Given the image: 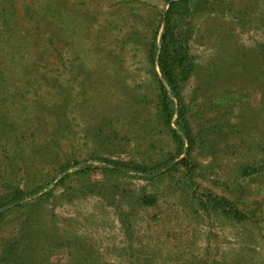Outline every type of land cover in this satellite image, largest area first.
Segmentation results:
<instances>
[{"label":"rangeland","instance_id":"374dc122","mask_svg":"<svg viewBox=\"0 0 264 264\" xmlns=\"http://www.w3.org/2000/svg\"><path fill=\"white\" fill-rule=\"evenodd\" d=\"M170 2L0 0V264H264V0L189 1L179 96L158 66Z\"/></svg>","mask_w":264,"mask_h":264},{"label":"trees","instance_id":"16d2710c","mask_svg":"<svg viewBox=\"0 0 264 264\" xmlns=\"http://www.w3.org/2000/svg\"><path fill=\"white\" fill-rule=\"evenodd\" d=\"M169 7L165 14L164 27L161 35L160 43V53L158 58V66L164 78V82L172 89L176 96H179V88L181 82L185 81L192 71L194 65L192 62V56L190 54V47L188 44V35L186 32H182L181 26L184 24V19L190 14L189 1L190 0H170ZM155 47L152 45L150 48L151 59L154 62L155 60ZM162 80H159V107H160V119L162 122L167 125L171 130L172 138L175 141L176 145L180 148L183 147L182 137L171 127V121L173 118V109L171 107V101L167 94V89ZM184 114L181 112L178 116V120L182 121L184 125V131L186 132L188 141L191 139L192 135L190 134L188 124L183 118ZM111 161L116 168V170L121 171L122 169H131L132 171L137 172H147L148 174L152 173L150 170L152 167L149 164H133V163H124L114 160ZM170 162L169 159L166 160L167 166ZM180 164L183 165L188 171L192 170V164L189 160V157H183L179 160ZM171 163V162H170ZM252 168H248L247 173L251 172ZM248 175V174H246ZM29 194H26L25 191L18 190L16 194L12 196L11 199L16 201H21L24 197ZM9 196V195H8ZM10 197V196H9ZM8 197L2 198V206L6 205L8 202L5 200ZM1 199V198H0ZM10 201V199L8 200ZM207 202L215 209H221L223 213L233 217L236 220L242 221L248 219L246 212H242L236 209L230 201L226 198H221L211 194L207 195ZM4 213H2L3 215Z\"/></svg>","mask_w":264,"mask_h":264}]
</instances>
